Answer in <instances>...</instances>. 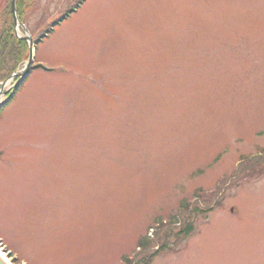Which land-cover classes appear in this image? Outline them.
<instances>
[{
	"label": "rangeland",
	"instance_id": "obj_1",
	"mask_svg": "<svg viewBox=\"0 0 264 264\" xmlns=\"http://www.w3.org/2000/svg\"><path fill=\"white\" fill-rule=\"evenodd\" d=\"M78 1L15 8L35 41ZM13 26L0 0L11 264H264V0H85L35 49L54 71L1 87L30 57Z\"/></svg>",
	"mask_w": 264,
	"mask_h": 264
},
{
	"label": "trees",
	"instance_id": "obj_2",
	"mask_svg": "<svg viewBox=\"0 0 264 264\" xmlns=\"http://www.w3.org/2000/svg\"><path fill=\"white\" fill-rule=\"evenodd\" d=\"M30 0H28V2H29ZM35 3V0H32V5ZM29 5H30V3H29ZM24 8V7H23ZM23 12V11H22ZM20 17L21 18H23V17H25L23 14H20ZM8 37H9V40L12 42V44L13 45H15V46H21V47H23V45L25 46V41L24 40H21V39H18L17 38V36H16V33H15V31H14V26L13 27H10V35H8ZM257 161V160H256ZM256 161L255 160H253V162L250 164V165H248V166H245V167H243V168H248V169H250L251 168V166H252V164H254V163H256ZM259 161V160H258ZM257 161V162H258ZM246 164V163H245ZM213 207H214V205L213 206H210V208H208V209H205V210H202L203 212L204 211H211L212 209H213ZM183 223H185V226L183 227V228H181V230H180V232H179V234L180 235H184V236H187L191 231H192V226L190 225V223L188 222H183ZM182 225H184V224H182ZM158 252H159V250H155L152 254H149V255H147V256H145L144 258H143V260L140 262L141 264H150L151 262H152V260H153V258L158 254Z\"/></svg>",
	"mask_w": 264,
	"mask_h": 264
},
{
	"label": "water",
	"instance_id": "obj_3",
	"mask_svg": "<svg viewBox=\"0 0 264 264\" xmlns=\"http://www.w3.org/2000/svg\"><path fill=\"white\" fill-rule=\"evenodd\" d=\"M12 6H13L14 22H15V24H18V17H17V14H16V8H15V0H12ZM22 26H23L24 30L28 33V30H27L25 24H22ZM26 39L30 41V58H29V62H28V64L25 66V70H24V71H22V72H15V73H14V74H13L8 80H7V81H9L10 79H13V78L16 77V76H21V78H22V77H24V76L29 72V70H30L31 63H32V60H33L34 45H33V42H32V39H31L30 36H27ZM7 81L4 82L3 85H5V84L7 83ZM20 83H21V80L18 81L17 84H20ZM0 264H7V263L5 262V260L1 257V255H0Z\"/></svg>",
	"mask_w": 264,
	"mask_h": 264
},
{
	"label": "bare ground",
	"instance_id": "obj_4",
	"mask_svg": "<svg viewBox=\"0 0 264 264\" xmlns=\"http://www.w3.org/2000/svg\"><path fill=\"white\" fill-rule=\"evenodd\" d=\"M0 255H1L2 258H4V260H5V262H6L7 264H11V263L9 262L8 258H6L5 253H4L1 249H0Z\"/></svg>",
	"mask_w": 264,
	"mask_h": 264
}]
</instances>
